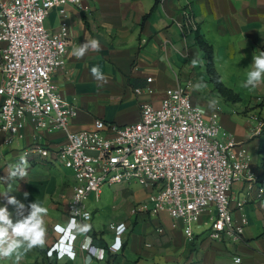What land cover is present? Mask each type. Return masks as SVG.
<instances>
[{
    "label": "crops",
    "instance_id": "obj_1",
    "mask_svg": "<svg viewBox=\"0 0 264 264\" xmlns=\"http://www.w3.org/2000/svg\"><path fill=\"white\" fill-rule=\"evenodd\" d=\"M155 1L84 0L91 8L89 12L67 5L65 16L53 9L44 20L50 32H56L61 21L68 23L71 43L64 64L54 71L52 79L61 98L78 108L71 130L92 128L97 118L119 126L135 123L140 119L141 102L158 106L167 88L187 86L193 105L206 120L214 119L218 124L221 140L231 139L236 147L246 150L264 186V126L254 133L259 123H264V83L254 90L241 86L253 55L264 51V0H160L143 21ZM185 10L212 46L213 66L221 82L240 100L229 101L215 89L195 32L184 33L180 27ZM86 39L98 40L100 51H89L82 59L70 56L72 49ZM194 57L198 60L196 67L191 64ZM93 65L100 67L104 80L93 78ZM146 78H151L149 84ZM201 82L206 87L196 90L194 86ZM148 85L152 92H134L135 87ZM211 100L217 102L214 109L208 107ZM102 134L110 136L106 131ZM35 135L51 148H56L64 137L62 131L35 130L26 123L10 146L0 144V207L7 206L14 222L19 218L17 206L8 204L2 195L8 192L25 205L24 215L32 202L48 209L44 216L45 244L29 251L21 264H231L233 256H239L241 264H264V196L256 199L255 191L249 192L242 181H235L229 190L234 220L240 222L242 214L248 220L238 240L219 242L208 237L213 208L196 218L189 239L183 232L182 219L172 218L166 211L154 214L148 210V187L133 191L126 184H117L112 186L114 213L104 212L106 205L100 211L98 201L90 198L92 220L75 231L76 239L71 242L74 258L47 255L58 237L53 226L67 224L64 209L72 195L74 178L53 155L45 160L22 156L21 150L32 143ZM22 157L26 175L20 177L17 172L10 177ZM109 194L110 190L104 202L111 198ZM98 215H110L107 227V217ZM119 223H124L126 230L121 235V250L114 252L110 249L115 237L111 226ZM158 226L163 228L162 233L156 232ZM88 238L97 247L95 254L81 248ZM13 261L0 259V264Z\"/></svg>",
    "mask_w": 264,
    "mask_h": 264
},
{
    "label": "built area",
    "instance_id": "obj_2",
    "mask_svg": "<svg viewBox=\"0 0 264 264\" xmlns=\"http://www.w3.org/2000/svg\"><path fill=\"white\" fill-rule=\"evenodd\" d=\"M67 5L85 13L91 9L84 0H0V144L10 146L26 123L35 130L62 131L64 137L56 148L35 135L21 153L31 160L53 155L74 178L64 209L67 224L53 226L58 237L47 255L74 258V247L68 242L76 239L79 226L91 222L90 198L98 201L104 186L117 184L148 187V210L154 214L166 211L172 218L182 219L189 239L196 218L213 208L208 237L219 242L238 240L248 220L244 214L240 222L234 220L229 190L235 181H242L259 199L264 196V186L246 150L231 139L221 140L218 124L206 120L193 105L187 86L167 88L158 106L141 102L140 119L135 123L119 126L97 118L92 128L71 130L78 108L61 98L52 79L64 64L71 43L68 23L61 21L56 32L44 26L53 9L65 16ZM180 27L184 33L197 30L188 10L183 12ZM142 91L152 89L149 85L134 88L137 94ZM263 126L260 122L254 133ZM85 213L89 214L87 220ZM120 225L124 226L121 241L126 225L111 226L115 232L111 250ZM155 230L162 233L163 228ZM88 239L81 248L92 255L90 250L97 247ZM121 248L122 241L119 251ZM234 257L240 259L233 256L231 264Z\"/></svg>",
    "mask_w": 264,
    "mask_h": 264
},
{
    "label": "clouds",
    "instance_id": "obj_3",
    "mask_svg": "<svg viewBox=\"0 0 264 264\" xmlns=\"http://www.w3.org/2000/svg\"><path fill=\"white\" fill-rule=\"evenodd\" d=\"M101 46L98 40H85L78 47H74L70 56L76 59H82L89 51L98 52ZM193 67H196L198 60L194 57L191 60ZM91 75L96 80H104L105 76L98 65H93L90 69ZM261 83H264V51L259 55H253L251 68L246 73V79L242 82V87L246 89H256ZM196 90L206 87L204 83H197ZM216 101L211 100L208 103L210 109L216 107ZM70 139H74L71 138ZM80 141H77L79 143ZM26 163L24 158H21L20 165L16 166V171H10V177H15L19 172L20 177L26 175L23 165ZM7 197V203L17 206L19 218L14 222L11 218V213L7 206L0 207V259L14 258L13 264H21L26 254L33 248L41 247L45 244L46 227L44 216L47 215L48 209L38 202H32L28 205V214L24 215L25 205L20 203L14 196H8V192L2 194ZM25 193V197H27ZM84 218L89 219V214L85 213ZM124 226L120 225L117 230V242L112 246V251H119L121 241L119 234L122 233ZM74 241V237L71 242ZM68 244L73 245V243ZM93 254H95V250ZM102 251V250H100ZM101 258V257H98ZM234 264H241L238 257H234ZM90 260V258H89Z\"/></svg>",
    "mask_w": 264,
    "mask_h": 264
},
{
    "label": "trees",
    "instance_id": "obj_4",
    "mask_svg": "<svg viewBox=\"0 0 264 264\" xmlns=\"http://www.w3.org/2000/svg\"><path fill=\"white\" fill-rule=\"evenodd\" d=\"M160 2V0H156L154 5L152 6L149 13L143 16V21L146 20L149 15L152 13L155 6ZM195 39L198 47L205 53L206 58V70L208 75L210 76L211 81L214 83L215 89L218 93L223 96L225 99L236 102L240 100L239 96L234 93L231 89L227 88L220 80L219 75L217 74L214 66H213V50L212 46L205 40V38L196 30ZM262 152L264 153V146L262 148Z\"/></svg>",
    "mask_w": 264,
    "mask_h": 264
},
{
    "label": "rangeland",
    "instance_id": "obj_5",
    "mask_svg": "<svg viewBox=\"0 0 264 264\" xmlns=\"http://www.w3.org/2000/svg\"><path fill=\"white\" fill-rule=\"evenodd\" d=\"M126 186H128L129 188H131V190H133V191H136L138 188H141V186L140 185H137V184H130V185H126ZM110 187H112V186H104L103 187L102 192H101L100 199L98 200V203L97 204L100 206V209H99L100 211L103 212V210L101 209V206L102 205H106V208L107 209L104 212H109V210H110L111 212L114 213V210L112 209V204H113L112 203V197H113V190H114V188L113 187L110 188ZM105 188H107V189H105ZM109 190L111 191V194H109L111 198H109L107 201L104 202V198L106 196V193ZM147 197H148V194L146 196V199H147ZM98 216L101 217L100 215H98ZM98 216H97V219H98ZM106 217H107V219L105 220V226L107 227L108 223L111 220L108 219V217H110V215H106ZM106 217L105 216H102L101 218L102 219H105ZM101 228H102V226H101Z\"/></svg>",
    "mask_w": 264,
    "mask_h": 264
}]
</instances>
